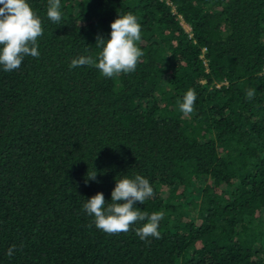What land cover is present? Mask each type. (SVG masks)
<instances>
[{
	"label": "trees",
	"instance_id": "16d2710c",
	"mask_svg": "<svg viewBox=\"0 0 264 264\" xmlns=\"http://www.w3.org/2000/svg\"><path fill=\"white\" fill-rule=\"evenodd\" d=\"M27 2L40 55L0 66V264H264V0H60L59 23L48 0ZM126 13L135 71L69 67ZM136 175L153 196L134 207L164 213L158 239L135 234L147 221L107 234L83 211Z\"/></svg>",
	"mask_w": 264,
	"mask_h": 264
},
{
	"label": "clouds",
	"instance_id": "9594fccd",
	"mask_svg": "<svg viewBox=\"0 0 264 264\" xmlns=\"http://www.w3.org/2000/svg\"><path fill=\"white\" fill-rule=\"evenodd\" d=\"M46 15L49 20L59 23L62 18L60 0H48ZM110 38L97 37V56H80L73 59L70 68L93 66L108 78L121 73L135 71L140 58L144 55L137 42L141 40V26L132 13L119 15L110 24ZM43 35L42 23L30 7L27 0H0V66L10 72L18 69L25 56L38 57V38ZM254 89L246 91V98L252 100ZM196 92L189 89L179 102V111L189 116L194 112ZM88 179L95 181L96 171L87 172ZM87 183V181H86ZM153 196L149 181L136 175L134 179H116L111 191V202L106 203L103 193L97 192L83 203V211L93 217L95 227L107 234L127 233L133 224L144 222L135 228V234L143 241L148 237L160 238L159 222L163 212H141L134 207L136 203ZM123 201V203H118ZM91 226V225H90ZM15 245L9 247L8 256H12Z\"/></svg>",
	"mask_w": 264,
	"mask_h": 264
},
{
	"label": "built area",
	"instance_id": "2783aa9c",
	"mask_svg": "<svg viewBox=\"0 0 264 264\" xmlns=\"http://www.w3.org/2000/svg\"><path fill=\"white\" fill-rule=\"evenodd\" d=\"M186 31H188V28L185 26L184 28ZM262 74L264 75V63H263V67H262Z\"/></svg>",
	"mask_w": 264,
	"mask_h": 264
},
{
	"label": "rangeland",
	"instance_id": "374dc122",
	"mask_svg": "<svg viewBox=\"0 0 264 264\" xmlns=\"http://www.w3.org/2000/svg\"><path fill=\"white\" fill-rule=\"evenodd\" d=\"M183 27L185 28V26L183 25Z\"/></svg>",
	"mask_w": 264,
	"mask_h": 264
}]
</instances>
